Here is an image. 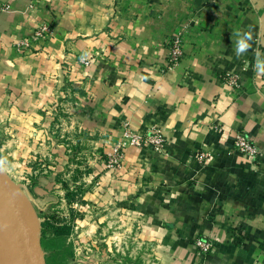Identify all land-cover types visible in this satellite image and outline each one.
<instances>
[{"label": "crops", "instance_id": "obj_1", "mask_svg": "<svg viewBox=\"0 0 264 264\" xmlns=\"http://www.w3.org/2000/svg\"><path fill=\"white\" fill-rule=\"evenodd\" d=\"M8 2L0 0L1 173L32 182L18 190L31 220L37 198H57L47 208L65 205L69 217L77 202L69 207L67 187L79 185L80 206L102 219L77 218L72 235L79 228L87 240L108 215L134 228L129 241L117 233V264L137 263V241L142 264H264V76L254 71L264 0ZM43 22L50 36L34 39ZM185 26L184 55L168 67L169 40ZM246 31L252 48L237 57L233 34ZM21 39L31 46L19 49ZM233 73L240 88L226 78ZM125 123L141 134L161 129L163 150L128 146L110 166ZM239 131L256 157L235 148ZM197 237L214 248L201 253ZM100 253L96 264L107 261Z\"/></svg>", "mask_w": 264, "mask_h": 264}, {"label": "rangeland", "instance_id": "obj_2", "mask_svg": "<svg viewBox=\"0 0 264 264\" xmlns=\"http://www.w3.org/2000/svg\"><path fill=\"white\" fill-rule=\"evenodd\" d=\"M15 184V188L17 187V190L23 191L25 189V185H30L32 182H16L12 183ZM77 185V184H76ZM24 193V192H23ZM25 200L27 201V198L24 197ZM55 199L57 198H40V199H31L29 200V205L35 209V212H32L31 217L33 219V223L36 226L37 229V234H38V239H39V245H40V251H41V256L43 258V261L45 264H96V258L99 255V252L102 254H105V257H107V261L104 262V264H117L118 262L114 259L112 260V257L115 258L114 254L117 253L116 251V246L115 243L118 241V235L117 233L120 232L119 236H124L126 239L124 241H129L128 239L130 238L131 240L134 239V236H137L134 228L132 230L127 231V226L121 222L118 223L116 219H112L111 215H108L107 219L102 222L103 226L97 228L96 230H93L92 234H88V239L85 240L80 236L81 234V229H78L79 231L74 234L70 235L67 237L65 241H63V244L59 249L56 250V254L53 255V253H50L49 251L43 249L41 245V228H40V220L38 217L42 218L41 220H44V213H50L52 211L51 207H48V201H53L51 204L53 207L57 204L55 202ZM28 202V201H27ZM35 203V205H33ZM77 205L74 207L75 214L77 215V218H85L87 216V220L89 222L96 223V220L102 219V215L96 214L93 212H88L87 209L81 207V202L77 201ZM29 206V208H31ZM60 205L57 210L54 211H59V213L64 216L68 217L67 214V207L65 205ZM40 207H45L44 213L41 215L39 214L38 211L42 210ZM43 212V211H42ZM116 218V217H115ZM41 221V222H42ZM85 228V227H84ZM125 230V231H124ZM80 234V235H79ZM93 240V241H91ZM1 244V243H0ZM136 247H131V252L135 253L137 255V263L136 264H142V254H145L144 251V245L139 244L138 241L135 242ZM128 250L126 249V252ZM100 253V254H101ZM147 254V253H146ZM2 255V256H1ZM0 264L3 263V249L1 248L0 250ZM87 261V262H85ZM2 262V263H1ZM124 264V263H123Z\"/></svg>", "mask_w": 264, "mask_h": 264}, {"label": "built area", "instance_id": "obj_3", "mask_svg": "<svg viewBox=\"0 0 264 264\" xmlns=\"http://www.w3.org/2000/svg\"><path fill=\"white\" fill-rule=\"evenodd\" d=\"M13 0H9L6 8H10ZM34 5H31L33 7ZM186 26L181 31L176 33L169 40L170 54L168 58V67H173L178 64L184 55V37L186 33ZM52 32V26L48 22H43L37 25L33 37L34 39H46ZM19 49H26L31 46L30 39H21L17 44ZM80 61L89 65L91 60L87 57H81ZM228 82L235 88L241 87L240 75L233 73L226 77ZM167 141V137L161 131V129H151L146 134H141L130 127L128 123H125L123 128V138L118 141L112 148L111 153L108 155V163L110 166L118 167L121 165L125 149L128 146H150L156 151H162ZM235 148L243 154L256 157L259 154V148L253 142L251 136L247 135L244 131H239L234 135ZM202 156H206L205 153ZM196 248L203 254H208L215 246L213 239H207L205 237H197L194 241Z\"/></svg>", "mask_w": 264, "mask_h": 264}, {"label": "water", "instance_id": "obj_4", "mask_svg": "<svg viewBox=\"0 0 264 264\" xmlns=\"http://www.w3.org/2000/svg\"><path fill=\"white\" fill-rule=\"evenodd\" d=\"M0 233L4 264H45L36 226L28 216L21 194L0 172Z\"/></svg>", "mask_w": 264, "mask_h": 264}, {"label": "trees", "instance_id": "obj_5", "mask_svg": "<svg viewBox=\"0 0 264 264\" xmlns=\"http://www.w3.org/2000/svg\"><path fill=\"white\" fill-rule=\"evenodd\" d=\"M75 178L79 177V170H77ZM67 186V184L65 185ZM66 199L70 205L79 201L82 202V189L79 185L69 188L67 187ZM71 208V215L69 217L62 216L59 211H52L49 214L44 213V220L40 223L41 228V245L43 249L56 254V250L62 246L63 241L69 237L74 231V221L77 215L74 208Z\"/></svg>", "mask_w": 264, "mask_h": 264}, {"label": "clouds", "instance_id": "obj_6", "mask_svg": "<svg viewBox=\"0 0 264 264\" xmlns=\"http://www.w3.org/2000/svg\"><path fill=\"white\" fill-rule=\"evenodd\" d=\"M237 37L234 41V51L237 57L246 54L252 48L253 35L250 31L246 32H235L233 34ZM255 63L254 71L257 75L264 76V54L259 50L254 53ZM83 59V57H82ZM6 161L0 159V172H3Z\"/></svg>", "mask_w": 264, "mask_h": 264}, {"label": "bare ground", "instance_id": "obj_7", "mask_svg": "<svg viewBox=\"0 0 264 264\" xmlns=\"http://www.w3.org/2000/svg\"><path fill=\"white\" fill-rule=\"evenodd\" d=\"M0 250H1V248L3 249V246L5 245V241H4V239H3V237H2V235H1V233H0ZM4 250V249H3ZM2 256V255H1ZM1 259V258H0ZM2 263V262H1Z\"/></svg>", "mask_w": 264, "mask_h": 264}]
</instances>
